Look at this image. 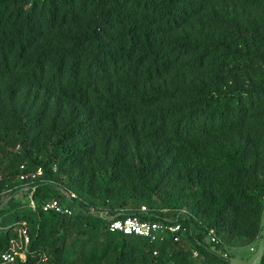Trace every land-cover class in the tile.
<instances>
[{"label":"trees","instance_id":"1","mask_svg":"<svg viewBox=\"0 0 264 264\" xmlns=\"http://www.w3.org/2000/svg\"><path fill=\"white\" fill-rule=\"evenodd\" d=\"M56 184L185 236L43 212ZM263 213L264 0H0V254L29 240L10 264H232Z\"/></svg>","mask_w":264,"mask_h":264},{"label":"built area","instance_id":"2","mask_svg":"<svg viewBox=\"0 0 264 264\" xmlns=\"http://www.w3.org/2000/svg\"><path fill=\"white\" fill-rule=\"evenodd\" d=\"M20 174L17 176V181L24 186V190L29 192V204L34 209V204L31 199L34 187L32 182L39 178L42 174L41 169L36 170L33 173H23L24 165L19 167ZM56 193L58 197L51 196L46 199L42 204L41 210L43 212H50L59 216L71 217L74 213L86 214L97 217L101 220H109L108 230L110 233H119L124 236H134L147 240L149 243L163 242L165 239H170L172 243H179L185 236V229L182 225L176 221L175 218H165L162 221H153L142 219L140 215H148L150 210L145 206H142L139 210L140 215L127 216L120 218H112L111 212L106 209H101L94 206H88L78 195L71 190L68 186H61L56 184ZM31 193V194H30ZM165 210H163L164 212ZM181 213H186L182 210ZM207 243L212 245L220 244V241L214 235L212 231L207 232L205 236ZM18 243L11 242L9 251L0 254V264L13 263L18 257L20 260H24V255L28 245V236L25 229L19 230ZM264 249V248H263ZM262 249V250H263ZM253 251V249H250ZM261 250V251H262ZM157 252L154 251L153 255ZM220 255L226 256L225 253L219 252ZM193 257H197V252L192 253Z\"/></svg>","mask_w":264,"mask_h":264},{"label":"rangeland","instance_id":"3","mask_svg":"<svg viewBox=\"0 0 264 264\" xmlns=\"http://www.w3.org/2000/svg\"><path fill=\"white\" fill-rule=\"evenodd\" d=\"M21 195L22 193H17L13 195V198L17 200L20 198ZM17 240H15L16 243H18ZM263 240H264V227L262 228L261 231V237L255 243V245L249 246L247 244L236 243L233 246L225 247L226 256H222V255L221 256L224 258L229 257V260L231 261L232 264H254L262 255H264ZM250 247L253 249V251L250 250ZM261 248L263 249L262 251Z\"/></svg>","mask_w":264,"mask_h":264},{"label":"crops","instance_id":"4","mask_svg":"<svg viewBox=\"0 0 264 264\" xmlns=\"http://www.w3.org/2000/svg\"><path fill=\"white\" fill-rule=\"evenodd\" d=\"M264 227V213H263V218H262V228ZM263 243H264V240H263ZM252 246V245H251ZM263 248V247H262ZM262 248H261V250H262ZM250 249H251V247H250Z\"/></svg>","mask_w":264,"mask_h":264}]
</instances>
